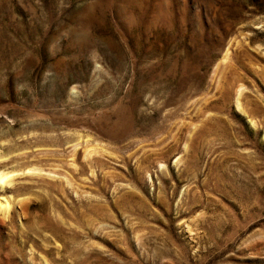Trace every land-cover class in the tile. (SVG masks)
I'll return each mask as SVG.
<instances>
[{
  "label": "rangeland",
  "instance_id": "rangeland-1",
  "mask_svg": "<svg viewBox=\"0 0 264 264\" xmlns=\"http://www.w3.org/2000/svg\"><path fill=\"white\" fill-rule=\"evenodd\" d=\"M0 173V264H264V0H0Z\"/></svg>",
  "mask_w": 264,
  "mask_h": 264
},
{
  "label": "bare ground",
  "instance_id": "bare-ground-1",
  "mask_svg": "<svg viewBox=\"0 0 264 264\" xmlns=\"http://www.w3.org/2000/svg\"><path fill=\"white\" fill-rule=\"evenodd\" d=\"M34 169V168H33ZM28 170V169H27ZM6 174V173H5ZM4 173H0V186H2V184L5 182V179L8 177L7 175H5ZM14 176V175H13ZM5 188V187H4ZM3 198V197H2ZM4 200V199H3ZM3 202V201H2ZM6 202V201H5ZM4 203V202H3ZM2 203V205H3ZM5 204V203H4ZM0 206H1V203H0ZM5 205H3V207H5ZM3 209V208H2Z\"/></svg>",
  "mask_w": 264,
  "mask_h": 264
}]
</instances>
